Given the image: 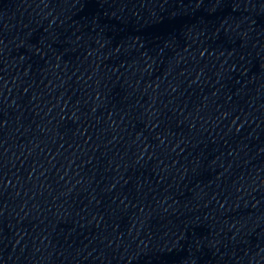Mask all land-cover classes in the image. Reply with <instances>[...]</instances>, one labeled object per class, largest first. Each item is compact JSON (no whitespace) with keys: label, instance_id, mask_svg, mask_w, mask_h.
Instances as JSON below:
<instances>
[{"label":"water","instance_id":"1","mask_svg":"<svg viewBox=\"0 0 264 264\" xmlns=\"http://www.w3.org/2000/svg\"><path fill=\"white\" fill-rule=\"evenodd\" d=\"M0 264H264V0H0Z\"/></svg>","mask_w":264,"mask_h":264}]
</instances>
